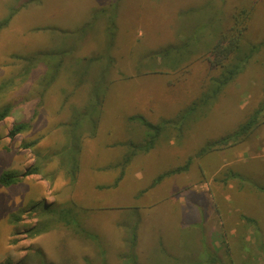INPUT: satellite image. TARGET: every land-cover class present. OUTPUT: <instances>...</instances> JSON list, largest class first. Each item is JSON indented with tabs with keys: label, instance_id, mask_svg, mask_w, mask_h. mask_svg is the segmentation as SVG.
Segmentation results:
<instances>
[{
	"label": "rangeland",
	"instance_id": "1",
	"mask_svg": "<svg viewBox=\"0 0 264 264\" xmlns=\"http://www.w3.org/2000/svg\"><path fill=\"white\" fill-rule=\"evenodd\" d=\"M115 2L0 0V22L8 19L0 29V109L12 106L0 120V174L39 167L14 184L0 183V264H213L209 253L218 264H264V111L242 142L194 156L264 105V0H119L111 69L92 89L99 65L109 61L105 53L89 59L105 49L106 16L79 36ZM244 8L250 18L241 50L257 51L181 133L165 130L123 166L130 143L146 135L131 116L173 119L198 99L220 73L206 47ZM202 25L205 31L195 33ZM194 33L196 52L176 66L153 53ZM77 109L89 115L76 118L82 135L69 146ZM23 121L31 126L11 137ZM73 152L80 162L75 176L66 166ZM191 156L187 170L151 186ZM70 206L72 225L53 213ZM78 221L89 235L75 229ZM39 222L48 229L30 233Z\"/></svg>",
	"mask_w": 264,
	"mask_h": 264
},
{
	"label": "trees",
	"instance_id": "2",
	"mask_svg": "<svg viewBox=\"0 0 264 264\" xmlns=\"http://www.w3.org/2000/svg\"><path fill=\"white\" fill-rule=\"evenodd\" d=\"M119 0H116V2L113 5V8H103L102 12H97L95 13L91 19L90 22H88V25H85L82 27V30H84V33L82 36L79 37H84L86 35L85 31L86 29L93 28L94 24L98 20V16L104 15L106 16L107 19V25H106V38H107V43L105 46V49L101 51L99 54H94L90 59V61H95L102 59V54L105 53L106 56H108L109 61L107 62L104 67L102 65H99L100 67V77L96 80L93 81V88L92 89H99L104 81H107V73L110 71L112 58L114 57L111 54V51L113 50L115 40H116V35H117V29L118 26L116 24L117 20V12H116V6L118 5ZM250 18V11L249 9H242L241 12L236 13L233 18V23L228 28L226 31L221 33V36L219 38V41L211 48V47H206L207 53H211L209 55L208 59H210L212 66L220 70V73L217 76H212L210 77V83L206 87V90L200 95L198 99L193 101L190 105H188L186 108L182 109L175 118L173 119H166L161 122H152L149 119H147L143 115H133L131 116V119H136L143 127L145 128L146 135L145 138L143 139L142 142L139 143H130L133 145V148L130 149V151L124 155V162L122 163L123 166H125L138 151H149L151 150L155 145L160 137V135L167 129H176L181 133L183 130L184 125L186 122L194 116H198V112L200 107L207 106L211 104L218 94L222 91L220 87H223L226 85L236 74H238L245 63L250 59V57L254 54V52L257 51L258 47L257 45L252 46L248 51H243L241 50V43L243 44V36L246 33V30L248 29L249 23L248 20ZM8 22V19H6L3 22H0V29L6 25ZM206 28L205 26L203 27L200 26L195 33L198 31H205ZM193 34L191 37L188 39L184 40L181 44H176L173 48L170 47H161L158 50L153 51L154 54H157L158 57H160V60H163L164 64H173L176 66L177 64L181 63V59H185L186 55L189 53H194L196 52L195 46L199 44L198 38L196 34ZM173 54V58H171V55ZM211 56L213 58L211 59ZM110 57H112L110 59ZM169 58V61L167 60ZM160 61V62H161ZM171 61V63H170ZM163 64V65H164ZM102 104L97 103V107H101ZM89 106H93L92 103L89 104ZM86 109H91V108H86ZM81 110V112L76 111L73 115L74 118L68 123V127L70 128V134L68 136L69 139V146L75 142L76 140L79 139V135H82L79 128L82 126H79L81 124L78 123V119L76 118H84V116L89 115L85 110L82 109H77ZM12 111V106H7L3 109H0V120L5 119L6 117L10 116ZM264 111V105L261 107L259 106L251 115L250 117L245 121L242 122L235 130L232 132H229L219 138L212 139L207 141L196 153L194 156H201L204 155L205 153L211 152L212 150L225 147L228 145L236 144L239 142H242L247 138V136L251 133V131L260 124V117L262 115V112ZM91 118H92V130L90 131L91 137L95 136L96 131L94 127L96 126V119L93 116L94 114L90 113ZM74 119V120H73ZM31 126V123L28 121H23V122H18L15 123L12 128L9 131V135L11 137H14L26 129H28ZM69 133V130H68ZM82 138V137H81ZM1 140V138H0ZM74 141V142H73ZM30 142L25 144L26 147H30ZM68 145L65 146V148H69ZM76 147L81 148V144L77 145ZM64 148V149H65ZM74 151V149H73ZM70 160L67 162V173L72 174V176H75V173L78 172V167H79V159L77 158L76 154L73 152L71 156L68 157ZM193 156L189 157L186 163L182 166H178L176 168H172L168 171H166L163 174H160L157 176L151 183V186L156 185L159 183L166 175L173 174V173H178L180 171H185L189 168L191 161H192ZM38 166H32L25 170L24 172L20 173L17 170H3L0 174V183L2 185L8 186L11 184L16 183L17 181L20 180L21 176H26V175H32L37 173L39 170ZM121 175H123L124 170H122ZM72 181H74L71 178ZM75 208L74 207H68L64 211L58 212H53L56 215H59L61 220L64 221L68 225H72V222L68 218V215H74L75 214ZM50 210V209H48ZM51 211V210H50ZM21 219L20 214L13 215V220L14 222H18ZM49 225L47 223H42L39 222L35 224L32 228H30L29 232L32 234H40L42 232H45L48 229ZM75 229L79 232H82L85 235H89L90 232L83 227L80 224V221H78V226ZM210 254V259L213 264H218L217 262V256L214 255L213 253Z\"/></svg>",
	"mask_w": 264,
	"mask_h": 264
}]
</instances>
